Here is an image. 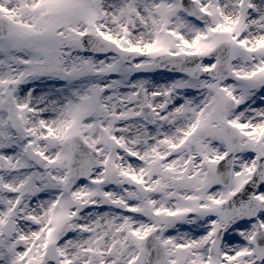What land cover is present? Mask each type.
<instances>
[{"label":"snow or ice","instance_id":"snow-or-ice-1","mask_svg":"<svg viewBox=\"0 0 264 264\" xmlns=\"http://www.w3.org/2000/svg\"><path fill=\"white\" fill-rule=\"evenodd\" d=\"M0 264H264V0H0Z\"/></svg>","mask_w":264,"mask_h":264}]
</instances>
